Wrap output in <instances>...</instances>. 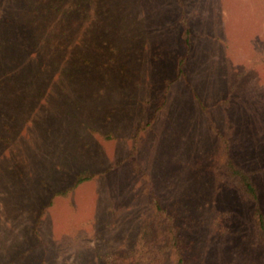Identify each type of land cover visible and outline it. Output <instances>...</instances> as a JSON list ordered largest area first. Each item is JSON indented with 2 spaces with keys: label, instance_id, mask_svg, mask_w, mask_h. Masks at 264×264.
I'll list each match as a JSON object with an SVG mask.
<instances>
[{
  "label": "rangeland",
  "instance_id": "rangeland-1",
  "mask_svg": "<svg viewBox=\"0 0 264 264\" xmlns=\"http://www.w3.org/2000/svg\"><path fill=\"white\" fill-rule=\"evenodd\" d=\"M225 154L264 214V0H0V264H102L153 200L264 264Z\"/></svg>",
  "mask_w": 264,
  "mask_h": 264
},
{
  "label": "trees",
  "instance_id": "trees-1",
  "mask_svg": "<svg viewBox=\"0 0 264 264\" xmlns=\"http://www.w3.org/2000/svg\"><path fill=\"white\" fill-rule=\"evenodd\" d=\"M182 39L188 46V32L183 29ZM178 65L181 62L179 58ZM226 173L234 179L241 193L254 202L251 216L254 229L264 242V214L256 204L257 192L251 173L238 166L232 158L224 155ZM87 178L77 176L74 184ZM173 208L162 206L157 200L151 203V214L139 227L132 247H122L106 254L102 264H188L187 251L190 243L181 233ZM181 221L184 222L182 218Z\"/></svg>",
  "mask_w": 264,
  "mask_h": 264
}]
</instances>
